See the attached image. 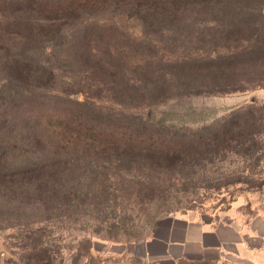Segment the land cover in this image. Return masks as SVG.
Here are the masks:
<instances>
[{
    "label": "rangeland",
    "instance_id": "obj_1",
    "mask_svg": "<svg viewBox=\"0 0 264 264\" xmlns=\"http://www.w3.org/2000/svg\"><path fill=\"white\" fill-rule=\"evenodd\" d=\"M189 5L184 30L151 25L139 13L100 12L108 24L104 48L121 59L126 91L136 95L128 104L109 96L113 91L108 80L77 67L62 68L56 87L80 91L87 108L111 116V129L159 130L163 145L157 147L163 152L253 99L264 102V87L219 92L212 81L199 79L187 86L173 74L175 63L200 62L226 51L210 34L214 11L193 0ZM245 12L236 4L217 19L231 24ZM101 93L108 97L100 98ZM140 139L137 146L143 147L150 140L146 134ZM253 148L255 152L248 154L198 151L171 163L150 162L143 154L111 153L106 159L93 155L82 162L94 169L86 178L85 202L45 205L0 200V264H104V259H115L124 245L150 235L163 219L187 215L215 217L240 229V244L233 245L225 264H264V137ZM102 249L109 256L105 258Z\"/></svg>",
    "mask_w": 264,
    "mask_h": 264
},
{
    "label": "trees",
    "instance_id": "obj_2",
    "mask_svg": "<svg viewBox=\"0 0 264 264\" xmlns=\"http://www.w3.org/2000/svg\"><path fill=\"white\" fill-rule=\"evenodd\" d=\"M190 1L0 0V200L85 202L86 178L94 169L82 162L93 155L106 159L111 153L143 154L150 162L171 163L198 151L255 152L254 144L264 137V102L254 100L191 133L192 138L175 143L177 147L165 148L179 153L173 158L167 151L157 154L164 153L157 147L163 145L159 130L111 129V116L87 108L80 91L56 87L62 68H78L108 80L113 91L109 96L128 104L136 95L126 91L121 59L104 48L108 24L100 12L139 13L151 25L180 29L188 24L184 12L191 8ZM193 1L214 11L210 34L226 51L200 62L175 63L177 79L187 86L199 79L212 81L219 92L264 87V0ZM236 4L247 11L241 18L231 24L217 19ZM106 97L101 93L100 98ZM144 134L150 140L145 147L137 146Z\"/></svg>",
    "mask_w": 264,
    "mask_h": 264
},
{
    "label": "crops",
    "instance_id": "obj_3",
    "mask_svg": "<svg viewBox=\"0 0 264 264\" xmlns=\"http://www.w3.org/2000/svg\"><path fill=\"white\" fill-rule=\"evenodd\" d=\"M217 219L191 215L163 219L150 235L124 245L104 264H225L233 245L240 244L241 231L233 222ZM99 252L109 256L106 249Z\"/></svg>",
    "mask_w": 264,
    "mask_h": 264
},
{
    "label": "built area",
    "instance_id": "obj_4",
    "mask_svg": "<svg viewBox=\"0 0 264 264\" xmlns=\"http://www.w3.org/2000/svg\"><path fill=\"white\" fill-rule=\"evenodd\" d=\"M122 264H133V263L129 262V261H126V262H123Z\"/></svg>",
    "mask_w": 264,
    "mask_h": 264
},
{
    "label": "water",
    "instance_id": "obj_5",
    "mask_svg": "<svg viewBox=\"0 0 264 264\" xmlns=\"http://www.w3.org/2000/svg\"><path fill=\"white\" fill-rule=\"evenodd\" d=\"M252 101H254V99Z\"/></svg>",
    "mask_w": 264,
    "mask_h": 264
}]
</instances>
